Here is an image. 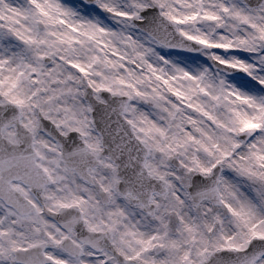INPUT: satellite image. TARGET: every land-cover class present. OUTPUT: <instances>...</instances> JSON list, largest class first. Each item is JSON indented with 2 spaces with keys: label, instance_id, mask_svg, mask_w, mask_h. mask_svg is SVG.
Here are the masks:
<instances>
[{
  "label": "snow or ice",
  "instance_id": "obj_1",
  "mask_svg": "<svg viewBox=\"0 0 264 264\" xmlns=\"http://www.w3.org/2000/svg\"><path fill=\"white\" fill-rule=\"evenodd\" d=\"M89 4L0 0V108L122 95L150 162L69 264H264V0Z\"/></svg>",
  "mask_w": 264,
  "mask_h": 264
},
{
  "label": "water",
  "instance_id": "obj_2",
  "mask_svg": "<svg viewBox=\"0 0 264 264\" xmlns=\"http://www.w3.org/2000/svg\"><path fill=\"white\" fill-rule=\"evenodd\" d=\"M83 1V0H82ZM94 7V5H88ZM237 79L247 81L248 78L243 74H235ZM93 91L91 89L86 91V99L88 100L92 113L95 129L102 139V147L104 149L102 155L108 156L110 160L116 165L118 177L120 182L117 186L118 192L125 197L130 192L140 191L138 188L141 182L142 171L144 167V151L141 142L133 135L132 129L128 122L124 120L123 114L125 112L124 104L126 97L111 96L108 93L101 92V98L106 102L102 104L92 97ZM9 111L13 114L9 115L7 119L3 118L2 113ZM21 113L15 109L11 104L0 108V199L8 206L13 207L21 214H29L32 212V205L11 190L10 182L13 180H20L27 185H30L37 201L43 203L44 197L42 195L43 188L48 185V176L35 164V153L32 150V133L28 132L20 124ZM38 130L46 133L54 141L58 142L62 148V157L69 168L75 170L83 180H90L86 173L87 170L98 165L94 156L86 151L85 145L81 142L80 135L76 132H71L68 136H63L59 133L57 128L49 120L44 119L39 111ZM14 126L22 146L12 144L8 139L4 138L3 131L6 128ZM74 142V143H73ZM16 148L17 155H24L26 160L14 162L11 160L12 151ZM19 148V149H18ZM26 152H19V150ZM102 203L105 204L107 200L104 193L100 192ZM56 222L68 231L74 229L78 232V240L82 243L95 238L98 233L88 232L84 229L81 213L78 209L66 208L62 209L60 213L55 216ZM65 250H69L73 255L79 251L78 247L70 240H66L61 245ZM16 262L21 264H59L53 262L51 259L44 256L42 248L35 247L27 250H16L14 252Z\"/></svg>",
  "mask_w": 264,
  "mask_h": 264
},
{
  "label": "rangeland",
  "instance_id": "obj_3",
  "mask_svg": "<svg viewBox=\"0 0 264 264\" xmlns=\"http://www.w3.org/2000/svg\"><path fill=\"white\" fill-rule=\"evenodd\" d=\"M16 3L17 0H11ZM61 3L72 7L81 17L85 19L101 20L111 26L104 13L98 8L80 7L81 0H61ZM254 83V82H252ZM242 91H253L250 87L241 88ZM84 91H65L56 95L52 101V106L45 107L41 111L42 115L50 119L62 133L71 130L81 131V128L90 129L89 109L83 99ZM96 93H98L96 91ZM126 119L132 124L135 135L141 141V134L137 131L138 122L130 109H126ZM22 122L32 131H36L37 120L35 109L22 110ZM4 134L14 139V130L8 129ZM35 146L40 154V164L46 167L51 178L50 185L44 190V208L52 213H57L62 207L77 206L83 212L85 224L88 229L92 225V217L99 203L98 196L94 188L81 182L73 172L68 171L60 159L58 147L47 137L39 132L35 134ZM86 139L92 146L90 149L99 148L96 137L90 133L85 134ZM49 158V161L46 159ZM150 162H146L148 168ZM109 162L102 161V166L94 171L95 181L98 186L104 189L110 196L115 193V177ZM28 199L35 205V212L28 216H20L0 201V264H18L14 261L13 252L18 248H29L40 243L48 245L47 254L56 260H64V264H69L71 260L65 258L64 253L58 249V243L68 235L61 230L53 221L42 213V207L38 205L28 189L14 184ZM119 203L124 205L126 201L119 198ZM72 236V235H71Z\"/></svg>",
  "mask_w": 264,
  "mask_h": 264
},
{
  "label": "flooded vegetation",
  "instance_id": "obj_4",
  "mask_svg": "<svg viewBox=\"0 0 264 264\" xmlns=\"http://www.w3.org/2000/svg\"><path fill=\"white\" fill-rule=\"evenodd\" d=\"M86 103V102H85ZM89 109V108H88ZM89 114H90V111H89ZM88 114V116H89V125H90V129L86 126V128L84 127V128H81V131H78L80 134H81V136H82V138H83V140H84V142H85V144H86V146L88 147V149L92 152V153H94V154H96V155H98V154H100V152H101V147H100V139H99V137H98V135H97V133L95 132V130H94V128H93V125H92V121H91V119H90V115ZM91 131H92V133H93V136L94 137H96L97 138V140H98V142H99V148L98 149H94L95 150V152H93L91 149V145H90V143H89V141L86 139V137H85V134H87V133H90L91 134ZM17 140V139H16ZM35 142V141H34ZM91 148V149H90ZM40 158H41V156H40V154L37 152V162L40 164ZM47 161H49V158H47L46 159ZM103 160H106V161H108L107 159H103ZM109 162V161H108ZM109 165L112 167V169H113V171L114 172H111L112 174H111V176H113L114 175V177H115V183H114V188H115V186H116V184H117V176H116V173H115V169H114V166L109 162ZM43 168L44 167H46V166H44V165H41ZM102 166V164L98 167V168H95L94 170H92V172H91V176H92V178H93V181H94V185H89V187H92V188H94V190L95 191H97V189L98 188H100L99 186H98V183L94 180L95 179V177H94V171H96V169H99L100 167ZM45 170H47L46 168H44ZM13 184H19L21 187H24V188H26L22 183H20V182H14ZM86 185V184H85ZM16 188V187H15ZM115 191V190H114ZM109 197H110V195H109ZM70 238H72V239H76V234H72V236L70 237ZM47 248H48V245H46L45 246V249L47 250ZM65 256V258H67V259H72L70 256H68V255H66V254H64Z\"/></svg>",
  "mask_w": 264,
  "mask_h": 264
}]
</instances>
